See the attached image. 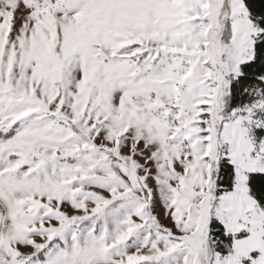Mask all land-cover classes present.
I'll list each match as a JSON object with an SVG mask.
<instances>
[{
  "label": "snow or ice",
  "instance_id": "1",
  "mask_svg": "<svg viewBox=\"0 0 264 264\" xmlns=\"http://www.w3.org/2000/svg\"><path fill=\"white\" fill-rule=\"evenodd\" d=\"M0 264H264V0H0Z\"/></svg>",
  "mask_w": 264,
  "mask_h": 264
}]
</instances>
